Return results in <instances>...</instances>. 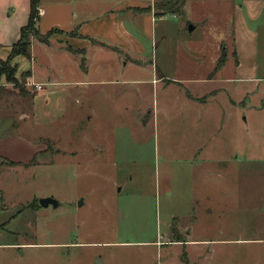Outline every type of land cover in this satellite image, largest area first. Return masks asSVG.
I'll use <instances>...</instances> for the list:
<instances>
[{"label":"rangeland","instance_id":"1","mask_svg":"<svg viewBox=\"0 0 264 264\" xmlns=\"http://www.w3.org/2000/svg\"><path fill=\"white\" fill-rule=\"evenodd\" d=\"M74 1L75 21L107 44L87 49L92 79L104 68L116 83L65 97L31 84L30 59L9 62L16 79L0 80V124L28 113L20 135L46 138L47 153L0 167V264H164L147 244L186 230L203 241L187 250L190 264H264V14L246 18L259 69L238 81L243 0H185L179 10L168 0ZM36 73H46L41 58ZM172 249V264H185L186 251Z\"/></svg>","mask_w":264,"mask_h":264},{"label":"crops","instance_id":"2","mask_svg":"<svg viewBox=\"0 0 264 264\" xmlns=\"http://www.w3.org/2000/svg\"><path fill=\"white\" fill-rule=\"evenodd\" d=\"M242 2L243 4L239 5L238 14L234 19V53L238 54L239 57L236 59L235 66L238 81L245 80V77L251 76L250 71L254 70L256 72L257 69H259V58H256L258 54L255 51V48L260 37L258 32H255L250 28L246 18L255 21L264 14V0H243ZM30 4L31 0H0V61H5L8 58L12 48L19 41L22 27L27 25L30 17ZM75 5L76 3L74 0H40L39 10L44 12V15L40 17L38 24L41 34L46 35L51 30H59L65 34L66 38H62L59 35L55 36L54 34L49 40L50 44L42 43L37 38L32 39L30 60L32 70L25 71L29 73L31 84H41L44 86L49 84V86H51L50 88L53 87L50 90L51 92L55 88L56 91H53L55 92V95H64L65 97L69 96L71 87L77 88V90L81 91L80 94H82V91L85 93L84 86H112L116 83V80H113L114 78L111 79L112 76L110 77L111 71H107L104 68H98L96 70V72H98L96 80L92 79V72L89 66L91 57H89L87 49L98 48L102 50L107 44L102 38H100L103 37L101 33L95 31V25H89L85 22L86 20H83L81 23L75 21V17L78 18L79 16V13L77 12L76 16H74ZM71 33H77L78 36H71ZM121 35L128 39L131 34L128 30L123 29ZM114 37V35L109 36L108 34L104 36L110 44H114ZM62 39L63 42L64 39H66L64 42L67 43L66 45L62 44ZM87 39H91L94 42L97 41L98 44L95 45V43H92L93 45L90 46L91 42L87 41ZM37 47H41V54L35 53ZM243 49H245V52ZM57 54H63L64 56H69V54L72 55L69 56L70 63L67 66H63L62 64L57 65ZM39 58H41L43 68L46 71L44 76H39L36 73V63H38ZM139 66L143 67L144 65ZM154 70L155 76L159 79L160 74L158 67H154ZM159 80L171 81L166 76H161ZM232 80L234 81V79ZM144 83L145 82L143 81V83L138 84L144 85ZM44 92H39L37 95H33V100L35 101L37 97H43L45 95ZM195 100L197 103L200 102L198 98ZM231 103L234 105L236 104L235 101H231ZM3 110L5 109L0 108V112ZM8 117L10 118V114ZM28 117V113L22 112L19 116V123L15 120H13V123L8 122L6 119H3L4 121L1 122L0 167H6L5 164H7L8 161L20 163L22 165L30 164L35 159L37 160L39 155L47 153L45 146L46 138L38 136V138L35 137L34 140H28L25 136L20 135L25 127L23 121H26ZM10 120L12 119L10 118ZM38 141L39 143L36 145L35 143ZM185 235L187 239L177 241L174 239L171 240L173 235L168 234L166 239L162 242L148 243L147 245H156L162 253L164 252L167 255L164 264L173 263L172 257L176 256V254L174 255V253H172V250H174L172 248L180 246L186 251L184 255V259L186 260L185 264H190V251L187 250H191L196 243L203 241L193 240L191 238V233L187 230ZM260 241L264 242V239ZM4 246V244H0V247Z\"/></svg>","mask_w":264,"mask_h":264},{"label":"trees","instance_id":"3","mask_svg":"<svg viewBox=\"0 0 264 264\" xmlns=\"http://www.w3.org/2000/svg\"><path fill=\"white\" fill-rule=\"evenodd\" d=\"M185 3V0H168V8H172L173 10H179L181 6ZM40 0H31L30 4V17L27 25L22 27L20 39L17 44L12 48L10 55L8 56V60L0 61V80L3 77H7V80L16 79L14 74V70H12L10 66V61L15 57L24 56L31 60V36L36 37L40 42L45 44H50L49 40L54 33L62 32L59 30H51L48 34L42 35L40 29L38 27L40 21ZM175 7V8H174ZM175 10V11H176ZM155 16H160L159 14ZM71 36H78L77 33H71ZM225 57V56H224ZM224 57L220 60L221 63L224 62Z\"/></svg>","mask_w":264,"mask_h":264},{"label":"water","instance_id":"4","mask_svg":"<svg viewBox=\"0 0 264 264\" xmlns=\"http://www.w3.org/2000/svg\"><path fill=\"white\" fill-rule=\"evenodd\" d=\"M189 28L190 31L194 30V27L192 25ZM39 205L45 208H48L50 205H52L55 208L59 206V202L54 198H43L40 199Z\"/></svg>","mask_w":264,"mask_h":264},{"label":"built area","instance_id":"5","mask_svg":"<svg viewBox=\"0 0 264 264\" xmlns=\"http://www.w3.org/2000/svg\"><path fill=\"white\" fill-rule=\"evenodd\" d=\"M39 12H40V16H42V15H44V12H42V11H40L39 10ZM33 86L36 88V89H39V90H43L44 88H43V85H41V84H33Z\"/></svg>","mask_w":264,"mask_h":264}]
</instances>
